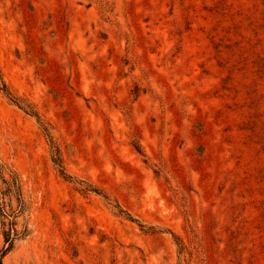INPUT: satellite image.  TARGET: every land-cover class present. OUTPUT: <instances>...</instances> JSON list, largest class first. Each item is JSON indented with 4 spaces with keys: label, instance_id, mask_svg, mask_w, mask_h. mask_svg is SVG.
Segmentation results:
<instances>
[{
    "label": "rangeland",
    "instance_id": "1",
    "mask_svg": "<svg viewBox=\"0 0 264 264\" xmlns=\"http://www.w3.org/2000/svg\"><path fill=\"white\" fill-rule=\"evenodd\" d=\"M0 264H264V0H0Z\"/></svg>",
    "mask_w": 264,
    "mask_h": 264
},
{
    "label": "trees",
    "instance_id": "2",
    "mask_svg": "<svg viewBox=\"0 0 264 264\" xmlns=\"http://www.w3.org/2000/svg\"><path fill=\"white\" fill-rule=\"evenodd\" d=\"M13 234H15L16 236L18 235L17 229L13 228L12 231H6V242L9 244V247L13 244Z\"/></svg>",
    "mask_w": 264,
    "mask_h": 264
}]
</instances>
